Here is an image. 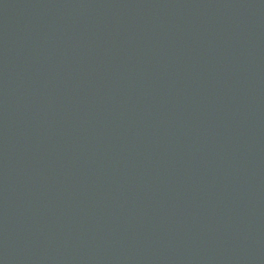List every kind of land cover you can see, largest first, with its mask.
Wrapping results in <instances>:
<instances>
[{"label":"water","instance_id":"95a60500","mask_svg":"<svg viewBox=\"0 0 264 264\" xmlns=\"http://www.w3.org/2000/svg\"><path fill=\"white\" fill-rule=\"evenodd\" d=\"M0 264H264V0H0Z\"/></svg>","mask_w":264,"mask_h":264}]
</instances>
